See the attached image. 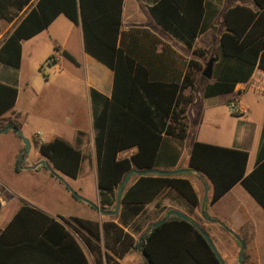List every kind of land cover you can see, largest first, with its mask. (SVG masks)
Returning <instances> with one entry per match:
<instances>
[{
	"label": "trees",
	"instance_id": "obj_1",
	"mask_svg": "<svg viewBox=\"0 0 264 264\" xmlns=\"http://www.w3.org/2000/svg\"><path fill=\"white\" fill-rule=\"evenodd\" d=\"M28 1L0 0V18L10 19L9 8L19 10ZM253 2L256 9L244 5L225 9V31L220 35L208 80L200 75L205 61L192 59L183 61L182 75L179 72L171 80L157 79L152 66L154 49L160 41L144 29L120 30L121 0H35L34 6L0 43V62L17 68L20 41L45 28L58 14L80 26L84 52L108 67L113 75L108 99L90 90L97 204L100 210L110 211L114 208L117 186L129 170L175 166L180 151L169 141L180 146L186 137L185 111L194 96L197 76L203 81V97L225 95L227 105L235 98L237 83L246 82L255 66L264 69V0ZM204 9H210L211 18L217 10L206 6ZM190 10V4L172 0H156L149 7L156 22L187 48L212 23L199 20L200 13L190 19ZM137 41H141L144 52H134L136 45L130 47ZM194 51L204 57L202 50ZM61 55L76 63L68 52L62 50ZM48 60L55 62L52 55ZM16 93L14 86L0 82V114L13 105ZM8 124L12 123L8 121L5 125ZM82 134L77 132V142ZM35 146L53 169L76 177L82 159L76 147L58 137L35 142ZM131 147H135L134 152L118 156ZM246 159V151L195 141L186 164L209 180L208 204L239 183L264 210V119L255 164L245 174ZM13 168L18 171L16 164ZM166 187L174 189L191 206L198 203L187 179L146 174L123 186L117 221L114 216L101 222L76 216L59 219L69 226L95 264H119L125 254L136 249L134 237L124 227L140 206ZM71 197L76 199L72 194ZM139 248L151 264H220L189 218L166 217L143 233ZM0 264L88 263L75 238L60 223L21 204L0 231ZM142 264H146L144 259Z\"/></svg>",
	"mask_w": 264,
	"mask_h": 264
},
{
	"label": "crops",
	"instance_id": "obj_2",
	"mask_svg": "<svg viewBox=\"0 0 264 264\" xmlns=\"http://www.w3.org/2000/svg\"><path fill=\"white\" fill-rule=\"evenodd\" d=\"M172 1L190 4V19L194 20L195 16H198L200 13L201 18L199 20L212 21L211 26L195 36L189 48L164 30L151 16L149 7L155 4L156 0H121L120 30L125 32L133 28L144 29L160 41L154 49L152 67L156 78L163 81L175 78L179 72L182 75L185 69L183 61L192 59L200 63L206 62L211 56H215L220 35L225 31L223 13L226 8L233 5H244L251 9H256L253 0H201L200 3L198 0ZM171 3L173 4V2ZM34 4L35 0H29L19 10L10 7V19L0 18V43ZM199 5L202 8L201 11L199 10ZM204 6L217 9L212 18L210 17V9H204ZM171 16L174 17V15ZM137 42L130 44V47H135L136 45V48L132 50L134 52H144L141 41ZM38 43H45L54 50L57 49L55 50L57 51L55 56H53L55 62L51 61L50 63L53 64L57 61L60 67L59 71L65 73L67 76L61 80L62 86L60 89L68 96H71L69 100L71 110L65 115L66 119L64 123L66 122V129L61 128L59 120L45 119L44 121L48 122L46 130L44 129L47 133L46 137L40 135L42 133L40 130H31L27 134L21 132L29 142V149L32 148L34 153L31 157H26L25 154H22L21 158L25 164L18 167L17 172L14 171L13 167L15 164L17 165V154L23 145L21 139L11 130L0 133V142L5 141L8 143L4 156L7 157V162H10L9 172L12 176L29 174V171H35L36 167L40 165L41 160L47 161L36 149L35 142L37 138H41L42 142H47L58 137L76 147L80 153L84 147L88 148L90 152L88 162H93L96 183L90 90L93 89L108 99L112 89V71L84 52L80 26L71 23L63 14L56 15L45 28L30 38L20 41L19 66L11 68L18 70L24 56V49L30 46V52L27 51L25 54L26 56H30L31 46L38 45ZM196 49L202 50L204 57L200 58L197 56L194 51ZM62 50L68 52L76 63H72L61 55ZM5 66L7 65L0 62V82L14 86L17 93L13 105L0 114V129L5 127L8 121L12 123L8 125L15 126L13 120L17 117L14 107L18 99V75L14 76V74L9 73V71L4 69ZM200 78V75L196 77V84ZM202 86L203 81L200 83L199 97L203 98L204 101L198 104L197 99L193 96L185 111L187 124L186 137L180 146L173 141H169L170 144L176 146L180 151L175 166L171 169H181V171L173 176L185 178L189 181L198 203L195 206H191L174 189L169 187L163 188L151 201L139 207L137 214L128 221L124 230L134 237L136 245L138 239L142 237L151 223L164 216L167 210L173 209L185 215L186 218L191 219L196 226L207 234L217 254L225 264H237L236 257L239 250V241L243 244L242 263L240 259V264H264V210L239 183L231 186L213 204H208V198L211 194L209 180L200 172L189 169L186 164L191 144L197 141L246 151L245 174L253 168L264 119V69L255 66L249 79L244 83H237L234 87L235 98L232 100L245 107L246 111L242 115L236 116L229 112L225 95L203 97L201 95ZM186 92V90H183V94H186ZM243 96H247L250 100L244 99ZM204 107L207 110L203 109ZM218 107L222 108L223 111L216 110ZM198 109L203 110L197 113ZM226 122H228L227 132L222 133L221 127ZM78 131L83 132V134L77 142L76 134ZM190 133L191 136L189 137ZM134 151L135 147H131L120 152L118 156H127ZM37 157H40L38 161L31 162ZM47 163L51 167L48 161ZM30 166H34V168ZM52 170L56 172L57 176L62 175L65 177V175L60 174L55 169L52 168ZM3 174L0 162V182L8 180V175L3 177ZM137 176L132 174L125 186L131 184ZM77 177L78 173L75 178L71 179L75 180ZM73 191L98 207L96 185L95 196L91 199L81 192V187L79 186H75ZM12 193L18 197V201L14 198L6 197L4 204L1 205L2 200L0 197V231L9 222L21 204L28 205L60 223L75 238L87 263L95 264L92 256L77 239V236L59 217L67 219L70 216H76L101 222L109 219L111 216L101 214L95 207L77 198H72L71 193L66 190L64 199L78 205L80 214L62 213L53 207L29 198L26 199L22 196L23 193L14 187H12ZM7 204L10 206H7ZM119 211L120 206L118 205L116 213L112 215L114 216V221L118 220ZM127 215L129 213H124V216ZM90 259H92L93 263ZM142 260L143 258L136 248L125 254L119 260V264H141Z\"/></svg>",
	"mask_w": 264,
	"mask_h": 264
},
{
	"label": "rangeland",
	"instance_id": "obj_3",
	"mask_svg": "<svg viewBox=\"0 0 264 264\" xmlns=\"http://www.w3.org/2000/svg\"><path fill=\"white\" fill-rule=\"evenodd\" d=\"M27 51L30 52V46L24 49V56L18 70H14L9 66H5L4 68L9 71V73L14 74V76L18 75V99L14 107V112L17 114V117L13 122L15 126L25 134L29 133L31 130H40L42 132L40 135L46 137L47 133L45 130L48 122L46 123L44 121L45 119L59 120L61 128L66 129V122L64 123V121L66 119L65 115L71 110L69 107L71 96H68L60 88L62 86L61 80L67 76L65 73L59 71L60 67L57 61L51 64L48 60V57L51 55L55 56L57 52L51 46H47L45 43H38V45L31 46L30 56L25 55ZM201 82L202 79L200 78L195 85L193 93L198 104L204 101L203 98L199 97ZM244 99L250 100L247 96H245ZM203 109L207 110L205 107ZM203 109H198L197 113L202 112ZM216 110L223 111L220 107L216 108ZM227 129L228 122L221 127V132L225 133ZM190 136L191 133L189 134V137ZM36 142L38 143V141ZM7 144L8 143L5 141L0 142L1 169L4 173L3 177L8 175V180L0 182V197L2 204H4L6 197L14 198L17 201L19 200L18 197L12 193V187H14L16 190L23 193V195H20L26 199L29 198L41 204L53 207L62 213L78 215L80 214L79 206L64 199L65 190L73 191L75 186H79L81 187V192L87 198L91 199L95 196L96 184L94 178V165L92 161L88 162L90 152L87 147H84L81 151L82 159L79 166L78 177L73 180L66 176L54 175L56 172L53 171L52 173L48 171L45 166L41 165H38L35 171H29V174L11 176L9 172L10 162H7V157L4 156ZM33 153V149L30 148L24 154L26 157H31ZM39 159L40 157H37L31 162H36ZM24 164L22 158L20 162H17L18 167ZM7 206L10 205L7 204ZM136 253L138 254V252ZM90 260L92 261V259Z\"/></svg>",
	"mask_w": 264,
	"mask_h": 264
},
{
	"label": "water",
	"instance_id": "obj_4",
	"mask_svg": "<svg viewBox=\"0 0 264 264\" xmlns=\"http://www.w3.org/2000/svg\"><path fill=\"white\" fill-rule=\"evenodd\" d=\"M216 60V56H211L207 59V61L205 62L204 64V67L203 69L201 70L200 72V75L205 78V79H210L211 78V71H212V64L213 62ZM7 130H11L13 131L20 139H21V142L23 144V147L21 148V150L19 151V153L17 154V161L20 162V159H21V156L22 154H24L25 152H27L29 150V142L27 140V138L23 137L22 134H21V131L14 125H6L5 127L1 128L0 129V133H3ZM46 159V158H45ZM40 165H43L45 166L48 171L52 172L53 173V170L51 167H49L47 161L45 160H41ZM50 164V163H49ZM31 168H34V166H30ZM181 171V169H143V170H129L124 176L123 178L121 179V181L119 182L118 186H117V189H116V193H115V204H114V208L110 211H102L100 210L98 207L94 206L91 202H89L88 200H86L85 198L81 197L80 195L76 194L75 192L69 190V192L74 196L76 197L77 199H79L80 201L90 205V206H93L95 207L99 213L101 214H104V215H109V216H112L116 213L117 209H118V205H119V198H120V194H121V191H122V188L123 186L127 183L129 177L132 175V174H135V175H138V176H141V175H146V174H157V175H162V176H170V175H174V174H178L179 172ZM193 171H197V170H193ZM54 175H56L54 173ZM175 216L177 218H181V219H185L186 216L183 215L182 213L176 211V210H173V209H169L165 212L164 216H162L160 219L154 221L153 223L150 224L149 228H153L157 225H159L166 217L168 216ZM195 228L199 231V233L202 235V237L204 238L206 244L208 245V247L210 248V250L213 252L214 256L218 259L219 263L220 264H225L221 258L219 257V255L217 254L213 244L211 243L209 237L207 236V234L201 229L199 228L198 226L195 225ZM139 240L137 241L136 243V248L138 249L141 257L146 261V264H151L148 257L146 256V254L144 253V251L142 249L139 248ZM242 249H243V244L241 241H239V250H238V253H237V264H240V259H241V254H242Z\"/></svg>",
	"mask_w": 264,
	"mask_h": 264
},
{
	"label": "built area",
	"instance_id": "obj_5",
	"mask_svg": "<svg viewBox=\"0 0 264 264\" xmlns=\"http://www.w3.org/2000/svg\"><path fill=\"white\" fill-rule=\"evenodd\" d=\"M227 108L229 110L230 113L236 114V115H242L245 113L246 109L245 107H243L242 105L238 104L236 101L234 100H230L227 104ZM38 143L42 142L41 138H37ZM2 204V203H1Z\"/></svg>",
	"mask_w": 264,
	"mask_h": 264
}]
</instances>
